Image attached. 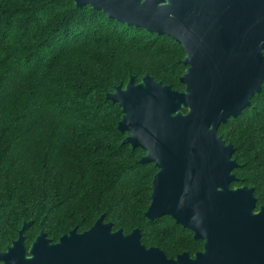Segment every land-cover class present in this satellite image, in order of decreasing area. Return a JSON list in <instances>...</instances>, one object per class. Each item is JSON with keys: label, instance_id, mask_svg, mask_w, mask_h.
Segmentation results:
<instances>
[{"label": "trees", "instance_id": "1", "mask_svg": "<svg viewBox=\"0 0 264 264\" xmlns=\"http://www.w3.org/2000/svg\"><path fill=\"white\" fill-rule=\"evenodd\" d=\"M182 46L72 0H0V249L24 221L29 247L90 228L139 229L141 243L168 258L193 256L203 242L162 216L144 213L157 171L123 143L120 108L106 98L130 77L150 75L182 91ZM234 147L230 187L253 188L264 205V84L250 106L217 129Z\"/></svg>", "mask_w": 264, "mask_h": 264}, {"label": "water", "instance_id": "2", "mask_svg": "<svg viewBox=\"0 0 264 264\" xmlns=\"http://www.w3.org/2000/svg\"><path fill=\"white\" fill-rule=\"evenodd\" d=\"M72 1L182 46V91L144 75L105 96L120 108L123 143L143 150L140 163L157 170L145 217L172 218L203 248L168 258L144 246L139 229L113 230L101 214L56 242L41 231L29 247L24 232L32 221H24L0 249V264H264V205L256 209L253 188L230 187L234 147L217 133L262 90L264 0Z\"/></svg>", "mask_w": 264, "mask_h": 264}, {"label": "flooded vegetation", "instance_id": "3", "mask_svg": "<svg viewBox=\"0 0 264 264\" xmlns=\"http://www.w3.org/2000/svg\"><path fill=\"white\" fill-rule=\"evenodd\" d=\"M186 69V68H185ZM183 86V85H182ZM183 89H184V86H183Z\"/></svg>", "mask_w": 264, "mask_h": 264}]
</instances>
